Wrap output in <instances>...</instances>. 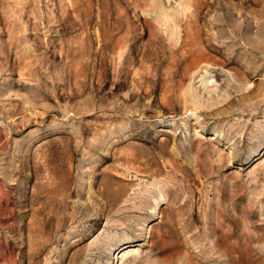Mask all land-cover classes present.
Instances as JSON below:
<instances>
[{
	"label": "rangeland",
	"instance_id": "374dc122",
	"mask_svg": "<svg viewBox=\"0 0 264 264\" xmlns=\"http://www.w3.org/2000/svg\"><path fill=\"white\" fill-rule=\"evenodd\" d=\"M0 264H264V0H0Z\"/></svg>",
	"mask_w": 264,
	"mask_h": 264
}]
</instances>
